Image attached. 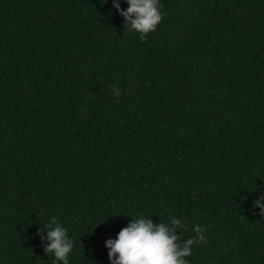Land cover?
<instances>
[{"label":"trees","instance_id":"obj_1","mask_svg":"<svg viewBox=\"0 0 264 264\" xmlns=\"http://www.w3.org/2000/svg\"><path fill=\"white\" fill-rule=\"evenodd\" d=\"M160 4L141 41L112 0H0V264H53L52 217L69 264H110L139 216L233 264V0ZM261 196L264 0H234V264H264Z\"/></svg>","mask_w":264,"mask_h":264},{"label":"clouds","instance_id":"obj_2","mask_svg":"<svg viewBox=\"0 0 264 264\" xmlns=\"http://www.w3.org/2000/svg\"><path fill=\"white\" fill-rule=\"evenodd\" d=\"M125 2L128 7L124 10L120 7V0H112V6L123 17L124 28L139 33V39L144 41L146 35L155 32L162 21L160 0ZM111 91L116 97L121 95L120 89L115 85L111 86ZM262 201L264 196L254 201V207H258L260 214L264 216ZM187 228L188 225L178 217H171L167 223L153 222L149 216L132 218L115 239L106 240L108 260L110 264H188L186 258L192 255L193 246L206 244L207 240L203 234L204 229L199 225L192 226L193 236L183 238V232ZM37 234L41 240L48 241L44 252L54 256L53 264H69L68 256L73 250V240L56 217H52L51 222L44 225V229Z\"/></svg>","mask_w":264,"mask_h":264}]
</instances>
